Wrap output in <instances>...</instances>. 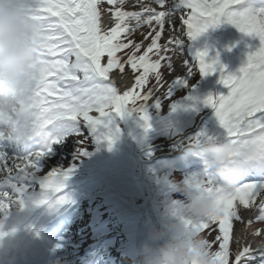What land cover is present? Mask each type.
I'll return each instance as SVG.
<instances>
[{
	"label": "snow or ice",
	"instance_id": "obj_1",
	"mask_svg": "<svg viewBox=\"0 0 264 264\" xmlns=\"http://www.w3.org/2000/svg\"><path fill=\"white\" fill-rule=\"evenodd\" d=\"M139 3V11L125 10V0H106V12L110 13L114 24L106 28L104 24L105 0H31L34 19L39 22L41 49L33 63V74L22 94L26 92L30 101V117L27 121H9L0 125V210H8L13 203L24 205L29 185L39 179L41 198L36 204L49 203L57 207L68 201L66 196L54 195L60 192L70 176L71 168L53 167L46 175H41V162L52 155L57 145L64 144L72 134H82V126L91 129L97 139H107L109 144L119 129L113 127L112 116L124 114L128 108L141 111L145 127H149L148 115L144 107L153 95V90L141 94L132 89L119 94L109 73L114 68L124 70L130 64L133 70L143 69L135 77L133 88L143 86L150 72L155 73L157 82L162 79L159 71L161 61L170 57L160 55L151 60L149 53L156 50L159 55L161 46L158 41L167 22L175 27L173 14L180 9H190L187 18L180 17L186 26V33L196 38L209 27L222 22V18L236 26L240 32L259 38V45L248 54L247 62L239 69V75L224 74L217 60L208 59L207 49L198 53L199 73L208 75L219 71L221 82L228 88L227 94H209L204 103L215 109V117L222 128L220 135L240 139L250 144L254 151L242 178L235 190L224 202L223 215L213 220H201L197 228L205 235L216 232L210 244L217 247L219 264H249L257 251L264 255V239L256 248L237 237L234 223H243L240 206L249 210L253 205L257 210L255 220L264 222V7H254L250 0H177L166 10ZM164 6L166 0H156ZM142 24L152 26L153 21L160 31L151 36V43L142 55H130L121 62L117 53L129 48L132 41L121 42L123 33H130ZM169 43L174 48H163L164 52L183 51V40L179 37ZM139 49L140 45H132ZM107 56V63L101 59ZM187 65V61H184ZM187 73L193 74L191 67ZM177 81L187 86V81ZM168 86L166 97L170 94ZM159 97L155 99L156 102ZM129 101L132 107H127ZM137 101H141L137 105ZM95 110L100 115L89 113ZM82 117V120L80 119ZM212 136L200 132L190 143ZM6 149L11 150L9 154ZM86 154L85 148H79ZM9 161L11 162L9 164ZM185 182L197 187L205 182L213 183V178L203 173H193ZM5 189H10L11 192ZM257 198H259L257 202ZM248 224L252 220L247 221ZM254 236L264 237V230L256 229ZM230 240L237 245L234 258L230 260ZM264 264V260L261 261Z\"/></svg>",
	"mask_w": 264,
	"mask_h": 264
},
{
	"label": "rangeland",
	"instance_id": "obj_2",
	"mask_svg": "<svg viewBox=\"0 0 264 264\" xmlns=\"http://www.w3.org/2000/svg\"><path fill=\"white\" fill-rule=\"evenodd\" d=\"M107 6V3L103 4ZM146 33L137 35L134 38H130L132 45L139 44L140 48L137 50L133 47L132 55L137 56L142 55L147 49L148 45L151 43V36L146 37ZM154 36L155 34L152 33ZM212 43L202 41V49H207L208 58L209 55L216 53L219 57L218 66L222 65L224 68V74L232 73L239 75V69L246 64V61L237 57L235 59L236 63L233 67L229 65V59L232 58V55L237 52V48L243 43L244 52L248 54L251 51L255 50V47L259 45V40L256 36H249L239 31V29L234 26L230 36H221L216 42V35H212ZM121 42L127 43L129 40L125 41L123 38H120ZM227 40H230L227 42ZM232 42H235L231 44ZM132 45H130L132 47ZM129 46V48H130ZM161 46V51L159 55H154L156 50L154 49L152 53H149L151 60L159 59V56H163V48L165 43ZM128 49V48H127ZM127 51L122 49L120 52ZM129 52V50L127 51ZM126 52V53H127ZM214 56V55H212ZM211 56V57H212ZM128 57L125 59V61ZM170 61L172 62L171 58ZM107 62L103 59L102 64ZM124 62V59H122ZM169 60L166 58L161 61V67L159 69L162 79L160 82L156 81L155 73L150 72L147 78L146 83L139 87L133 88L135 84V77L139 75L143 69L133 70L130 64H124V70L122 75L130 80V87L128 90L132 89L141 94L147 93L150 88L154 89L153 95L148 101V104L144 107L143 112H146L148 117H150L154 112H162L163 115L168 117V122L165 123L163 131L168 133V136L153 137L151 141H145L142 145V134L135 132L136 126L142 124L144 121L141 111H138L136 108H128L124 114H114L112 116L113 127L119 129V133L113 137L111 143L114 146H131L136 143L138 148L141 150L140 160L141 162L149 155V157L154 159L152 162V172H159L160 176L162 173L168 170L172 173L171 179L175 182H184L188 176L193 173H199L203 168V165L199 160L194 159L189 156L187 159L183 158L184 149H181V145L190 143V141H183L186 138V135L192 133V136L195 137L200 132H206L209 136L218 135L222 132L216 117L215 109L210 105H206L203 101L210 93L213 95L216 94H227L228 88L221 82V73L219 71L202 75L199 73V67L193 70V74L187 73L188 67L183 71H176V69H169L168 67ZM119 68H114V71H110L109 75L116 74V70ZM132 69V73L131 70ZM136 71L138 73H136ZM180 76V81H187V86L185 84L177 81L175 78ZM191 80H195L196 84L191 85ZM171 87L170 94L166 97L168 86ZM194 89V93H193ZM124 92V91H123ZM123 93H121L122 95ZM159 97L158 102L155 99ZM141 101H137V105ZM133 104L129 101L127 107H132ZM180 129V130H179ZM162 134V133H161ZM164 135V134H163ZM85 136V137H84ZM96 137V134L87 130L82 126V134H72L69 136L65 145H57L54 149V153L50 158H45L47 172L51 171L53 167L61 168L69 167L72 170L81 171L80 176L74 178L72 175L69 176L65 184L77 185L72 187V189L77 190L81 188L82 183H84V190H81L78 197H83L86 194L92 196H99L101 198H114L116 192L108 186L104 181V177L98 174H95L91 169L97 164H102L104 162V151L98 147L93 152H90L87 147L81 146L79 143V148H85L86 154L79 152L76 149L78 145V140H84V138ZM191 144V143H190ZM153 147V148H152ZM147 148V149H146ZM136 155V151L130 150ZM172 153V154H171ZM80 154V155H78ZM153 155V156H151ZM80 156V157H79ZM52 157V158H51ZM141 162L138 160L137 169H136V179L139 180L140 186L143 187L144 199H147L148 194L153 190H158L160 188V182L154 180L150 183L148 189L145 187V181L149 177V167L145 164L141 165ZM197 166L196 169L200 168V171L192 169L191 166ZM122 171V168L119 169ZM151 176V174H150ZM153 176V175H152ZM74 183V184H73ZM144 184V185H143ZM33 185V184H32ZM39 191L38 188H34L31 192ZM114 192V193H113ZM65 192H59L58 195ZM172 195V192L169 193ZM259 198H257L258 202ZM74 207L71 209L73 211L70 218H72V224L68 226V229L65 231V234L60 237L56 246L58 247V252L55 258L58 260H64L67 264H129L126 259L123 257V253L117 252V249L122 247V244L128 243L130 237L117 232L120 229L119 225L113 226L112 223L115 221L113 218H105V213L107 209H102L104 211V219H100L98 222V228L94 230L93 225L90 222V213H88L85 204L83 201L77 203L76 198H72ZM241 215L248 214L255 209L253 205L249 210H244L243 206H240ZM252 209V211H251ZM70 210V209H69ZM60 211V209L58 210ZM255 213L250 216L248 220H252L251 224H248V227L251 230L257 224H264V222L255 220ZM102 215V218H103ZM155 222V219L148 216V219ZM247 220V221H248ZM241 222L234 223V233L235 228L240 225ZM216 232H212L211 238L213 240ZM236 236V233H235ZM255 236L253 237L251 233H248V236L244 238V242L252 246ZM230 256L233 259L234 253L237 249V245L230 240L229 244ZM59 250H62L61 255H59ZM133 259L137 260V253L132 254ZM61 256V257H60ZM264 255H261L259 251L254 253V260L249 261V264L261 263L263 258H260Z\"/></svg>",
	"mask_w": 264,
	"mask_h": 264
},
{
	"label": "clouds",
	"instance_id": "obj_3",
	"mask_svg": "<svg viewBox=\"0 0 264 264\" xmlns=\"http://www.w3.org/2000/svg\"><path fill=\"white\" fill-rule=\"evenodd\" d=\"M31 0H0V125L27 121L30 101L25 89L40 49L39 22ZM183 158L196 156L213 183L197 187L172 181V195L162 194L155 222L146 221L137 249L138 264H219L207 236L197 228L224 212V202L239 184L253 155V147L240 139L214 135L181 145ZM20 229L0 222V264H18L26 254Z\"/></svg>",
	"mask_w": 264,
	"mask_h": 264
},
{
	"label": "bare ground",
	"instance_id": "obj_4",
	"mask_svg": "<svg viewBox=\"0 0 264 264\" xmlns=\"http://www.w3.org/2000/svg\"><path fill=\"white\" fill-rule=\"evenodd\" d=\"M142 2L144 4H147V5L155 8L157 11H164L167 9V7L170 4L177 2V0H166V3L164 6H161L158 3H156L155 6H153L151 3L152 0H142ZM254 6H256V5H254ZM125 10H127V11H139L140 10L139 3L137 2V0H125ZM182 10L184 12L182 14V16L184 18H187L188 14L190 13L191 10L190 9H183V8H182ZM180 17L181 16H176L175 14H173V21H174L175 27H172L169 24L167 26L165 24V27L161 33V38L158 41V43L160 45H163L165 43V46L168 49H172L175 47V45L172 43H169V41L171 39H174L176 37H179L180 39L187 38L186 45H182L183 51H180V50H177L174 52L169 51V52H165V54H164L165 57H168V56L171 57L172 68L176 69V71H183L186 68V66L194 68L198 65V60H199L198 53L200 52V50L199 51H197V50L193 51V46H195V42H198L199 47H200V41H201L202 37L205 36L207 42L212 43V39L206 33V30L203 33H201L199 36H197L196 38H191L190 36H188L186 33V26L182 24ZM104 19H106V20H104V24H105L107 22V20H109V18H104ZM106 24H105V27L108 28ZM130 24L134 28L133 32H135L136 34H141V33L146 32V31L148 32V34L150 32L155 34V31H160L159 26L155 24V21H153L152 26L147 25V24H142L139 28H135V22L134 21H130ZM212 55H214V56H212ZM212 55H209L208 59L209 60H217L219 62L218 55L216 53H214ZM184 61L188 62L187 65L184 63ZM109 79L114 81V85L117 87L118 90H123V89L126 90V89H128V87H130L129 85L131 84L130 80H128L125 76H119V73L112 74V76H109ZM193 84H196L195 80H191V85H193ZM193 93H194V89H193ZM89 114L92 116H99L100 115L94 109ZM46 163H47L46 161L41 162V166L43 167V169L40 173L41 175H46L48 173L47 172V166L45 165ZM9 164H10V162H9ZM0 175H4V173H0ZM35 184L40 189V191H42L39 184L38 183H35ZM66 186H69V185H65L64 188H66ZM32 188H34V187H32ZM67 192H69V193L63 195V196H66L68 198V201L66 202V204L69 203L72 196L75 195V192L73 189L68 190ZM70 193H71V195H69ZM40 194H41V192L36 193V194L35 193L34 194H28L27 193V195L24 197V199H26L27 201L24 200V202H26V203L22 206V210L20 212L22 215H20V216L11 217L10 215L5 214L4 210H0V222H7L8 224H10L14 227H18V228L21 227V231H19V233L25 232V234H26L25 239L27 241H29L31 233L38 226H40L42 223L46 222L47 218L49 217V215L51 213H53L56 209H58L62 205H64V204H61L57 207H52V206H50L49 203H43V204L37 205L36 203H34V201L41 198ZM255 209L253 211L251 209L252 212H249L248 214H244L243 215V221L244 222L235 228L236 236L237 237H243V241H244V238H246L248 236V233H251V235L254 237L253 233L256 231V229L264 230V224H257L254 227H252L251 230H249L250 228L248 227L247 220L250 218V216L252 214L255 213ZM25 211H27L26 213L33 214V216H34L33 219L28 221L26 224H24L25 220L23 221V214L25 213ZM5 212H12L11 207L8 210H6ZM53 230H54V228H53ZM261 239H264V237L255 236V240L253 241L252 247L256 248L258 246V244L260 243ZM63 261L64 260H61L58 263H57V261H55V262H52V264H63Z\"/></svg>",
	"mask_w": 264,
	"mask_h": 264
}]
</instances>
